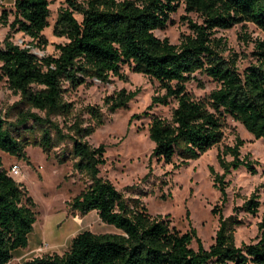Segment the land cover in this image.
<instances>
[{"label": "trees", "instance_id": "obj_1", "mask_svg": "<svg viewBox=\"0 0 264 264\" xmlns=\"http://www.w3.org/2000/svg\"><path fill=\"white\" fill-rule=\"evenodd\" d=\"M49 5L48 0H14L11 10L0 13V25L9 29L0 47V83L5 82L27 107L13 106L18 109L13 122L0 110V152L27 159L29 146L49 156L54 148L70 144L73 170L89 181L71 200L70 209L82 216L95 211L116 232L82 231L61 255L35 257L22 264H264V219L257 223V242L238 247L233 228L241 221L235 216L224 218L220 208L213 207L211 214L219 216V227L214 243L206 249L194 228L181 232L167 217L152 216L139 198L125 197L100 175L106 163L105 146L95 148L86 140L103 124L100 108L86 107L94 125L85 124L81 117L68 123L72 103L65 100L68 93L92 80L125 82L122 68L127 66L132 73L156 81L164 91L152 97L148 110L172 100L177 103L169 119L150 121L148 137L157 160L173 164L177 158L179 165H186L198 159L221 142L227 118L255 139H264V39L255 41V63L240 72L236 59L224 56L226 41L216 37L219 30L245 23L264 34V0H64L52 33L67 42L55 46L57 55L39 59L31 48L47 44L42 33L49 27ZM181 6V20L189 33L181 36L179 44L158 38L155 31L172 24ZM12 33H22L30 44H15ZM196 73L217 84L203 99L186 89ZM197 85L203 87L201 82ZM138 93L121 89L106 96L103 105L112 113L126 109ZM242 145L236 137L235 144L218 155L222 175L211 168L223 204L227 200L224 179L230 170L244 167L256 173L248 156L241 158ZM55 159L59 165L68 161L65 154ZM259 207L258 197L252 194L242 209L255 216ZM34 208L27 189L3 168L0 156V264H8L15 250L28 246L36 222Z\"/></svg>", "mask_w": 264, "mask_h": 264}, {"label": "rangeland", "instance_id": "obj_2", "mask_svg": "<svg viewBox=\"0 0 264 264\" xmlns=\"http://www.w3.org/2000/svg\"><path fill=\"white\" fill-rule=\"evenodd\" d=\"M13 2L14 0H0V13L3 9L11 10ZM48 2L49 27L42 33L47 44L31 48V53L39 59L57 55L55 46L67 42V39L56 37L52 33L59 9L65 6L64 0ZM183 15L181 6L172 16L173 23L164 30L155 31V35L160 39L167 38L172 44H179L181 36L189 33L187 25L181 20ZM76 17L80 19V16ZM190 17L197 20L193 14ZM12 20L13 16L10 15L9 22ZM8 32V27L0 25V47ZM11 37L15 44L22 47H27L31 42L22 33H12ZM216 37H222L226 41L224 56L235 58L236 66L242 72L255 63V41L263 40L264 34L253 24L245 23L228 30H219ZM122 72L127 78L125 82L117 78H111L106 83L92 80L89 85L80 86L65 96V100L72 103V111L66 118L68 123L81 117L85 124L94 125L95 122L86 113V107L100 108L103 124L86 138L92 147L105 146L106 163L100 168V175L108 179L125 197L139 198L152 216L167 217L171 225L181 232L194 228L206 249L214 243L219 227V216L211 214L215 206L220 208L224 218L235 216L241 221L240 225L233 228L238 247L257 242V223L264 219V139H255L240 123L227 118L223 137L218 145L186 165H179L177 158L173 164H165L152 157L154 144L148 137L149 124L152 117L169 119L177 103L172 100L167 106L154 105L148 110L152 97L161 95L164 91L156 81L142 74L132 73L127 66H123ZM194 77V80L187 83L186 89L196 99L205 98L217 87L216 82L202 74L196 73ZM198 82L203 84L202 88L198 87ZM121 89L139 90V93L126 109L112 113L103 105V99ZM15 104H18V109L27 108L19 95L8 90L5 82L0 83V110L10 122L15 120L18 111L13 108ZM144 112L147 115H143ZM135 115L139 117L134 118ZM236 137L243 141L241 158L248 156L256 173L252 174L244 167L230 170L224 179L227 200L223 204L211 168L214 173L223 174L218 155L224 147L233 146ZM69 148L70 144L67 147L61 145L46 156L39 147L29 146L25 149L27 159H18L0 152L2 166L7 172L12 164L20 166V174L15 179L34 200L36 214L33 231L28 236V246L15 250L13 259L8 264H22L32 258L54 253L61 255L67 250L70 240L82 231L116 232L114 227L102 223L95 211L82 216L70 209L71 200L84 190L89 181L73 170ZM61 154L68 157L63 165H59L55 159L56 155ZM226 160L231 161L232 158L227 156ZM252 194L260 202L255 216L242 209Z\"/></svg>", "mask_w": 264, "mask_h": 264}, {"label": "built area", "instance_id": "obj_3", "mask_svg": "<svg viewBox=\"0 0 264 264\" xmlns=\"http://www.w3.org/2000/svg\"><path fill=\"white\" fill-rule=\"evenodd\" d=\"M8 174L14 178L17 177L20 174V166L12 164L8 170Z\"/></svg>", "mask_w": 264, "mask_h": 264}, {"label": "crops", "instance_id": "obj_4", "mask_svg": "<svg viewBox=\"0 0 264 264\" xmlns=\"http://www.w3.org/2000/svg\"><path fill=\"white\" fill-rule=\"evenodd\" d=\"M15 179V178H14ZM16 180V179H15ZM25 262V261H24Z\"/></svg>", "mask_w": 264, "mask_h": 264}]
</instances>
